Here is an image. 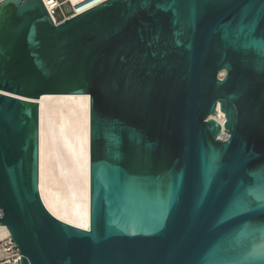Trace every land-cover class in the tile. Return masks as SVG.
Instances as JSON below:
<instances>
[{
  "label": "water",
  "instance_id": "95a60500",
  "mask_svg": "<svg viewBox=\"0 0 264 264\" xmlns=\"http://www.w3.org/2000/svg\"><path fill=\"white\" fill-rule=\"evenodd\" d=\"M43 95L91 98L89 230L41 199ZM0 214L21 264H264V0L1 2Z\"/></svg>",
  "mask_w": 264,
  "mask_h": 264
},
{
  "label": "bare ground",
  "instance_id": "6f19581e",
  "mask_svg": "<svg viewBox=\"0 0 264 264\" xmlns=\"http://www.w3.org/2000/svg\"><path fill=\"white\" fill-rule=\"evenodd\" d=\"M42 1L50 14L59 5L58 0ZM67 1L80 15L109 0ZM90 99L89 95L26 99L40 107L41 199L56 219L82 230L90 229ZM217 119L224 122L222 115ZM8 237L0 226V241Z\"/></svg>",
  "mask_w": 264,
  "mask_h": 264
},
{
  "label": "built area",
  "instance_id": "2783aa9c",
  "mask_svg": "<svg viewBox=\"0 0 264 264\" xmlns=\"http://www.w3.org/2000/svg\"><path fill=\"white\" fill-rule=\"evenodd\" d=\"M65 1V0H58L59 5L56 9L52 10V14H50L52 20L54 21V23L56 25H60L62 23H64L65 21L73 18L76 16V12L68 17L65 18L62 22L57 23V21L55 20L54 16L56 14V12L60 9V4ZM2 217V215L0 214V218ZM1 226V225H0ZM22 255H20L19 250L17 249L16 245L12 242L11 237L5 238L2 241H0V264H21L22 261Z\"/></svg>",
  "mask_w": 264,
  "mask_h": 264
},
{
  "label": "rangeland",
  "instance_id": "374dc122",
  "mask_svg": "<svg viewBox=\"0 0 264 264\" xmlns=\"http://www.w3.org/2000/svg\"><path fill=\"white\" fill-rule=\"evenodd\" d=\"M60 5V9L54 16L57 23L62 22L65 18H68L75 13L74 8L70 6L67 0L63 1Z\"/></svg>",
  "mask_w": 264,
  "mask_h": 264
},
{
  "label": "snow or ice",
  "instance_id": "6c2138e0",
  "mask_svg": "<svg viewBox=\"0 0 264 264\" xmlns=\"http://www.w3.org/2000/svg\"><path fill=\"white\" fill-rule=\"evenodd\" d=\"M0 2H2V0H0Z\"/></svg>",
  "mask_w": 264,
  "mask_h": 264
}]
</instances>
